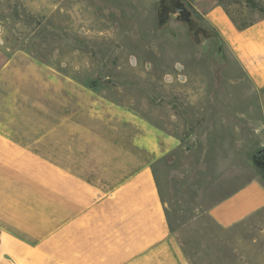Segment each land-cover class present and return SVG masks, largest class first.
I'll list each match as a JSON object with an SVG mask.
<instances>
[{
  "label": "rangeland",
  "instance_id": "1",
  "mask_svg": "<svg viewBox=\"0 0 264 264\" xmlns=\"http://www.w3.org/2000/svg\"><path fill=\"white\" fill-rule=\"evenodd\" d=\"M185 1L222 39L220 54L213 36L202 46L181 26L175 35L157 26L159 0H0L3 242L36 244L58 264L54 230L72 216L104 217V192L149 165L189 264H264V204L230 225L210 212L249 182L264 192L252 161L264 146V56L251 64L232 44L264 19V0ZM214 7L221 15H208ZM87 227L58 231L64 256L76 241L100 252ZM3 251L39 264L4 243L0 264H11Z\"/></svg>",
  "mask_w": 264,
  "mask_h": 264
},
{
  "label": "crops",
  "instance_id": "2",
  "mask_svg": "<svg viewBox=\"0 0 264 264\" xmlns=\"http://www.w3.org/2000/svg\"><path fill=\"white\" fill-rule=\"evenodd\" d=\"M221 13L222 11L214 7L208 15L218 16ZM244 33V39L236 33L232 44L235 41L237 46L233 45L234 48L244 50L245 59H251L250 63L254 64L255 58L264 56V19L259 24L246 28ZM258 73L257 96L264 114V69L260 68ZM258 188L261 187L256 182H249L234 195L219 201L210 210L214 219L221 225H230L264 204V192ZM98 200L94 199L83 206L78 215L98 203ZM164 210V203L154 183L151 169L149 165H145L104 192V217L72 216L61 227L55 229L51 256L57 259L58 264H89L94 258L91 260L85 258L91 256H100L99 264H189L167 226ZM74 221L77 223L78 232L84 231L88 225L95 226L93 231L99 235V239L91 242V248L98 249L99 253H89L83 246H79L81 241H76L69 242L67 248L69 253L63 255L62 245L61 243L57 245L55 237L64 225ZM0 243L15 251L22 252L24 249L25 253H31L39 264H46L50 257L45 249L38 248L36 244L30 245L31 243H26L15 236H10L3 242L1 230ZM6 252L20 264L15 253ZM75 254L83 260L70 262L67 259Z\"/></svg>",
  "mask_w": 264,
  "mask_h": 264
},
{
  "label": "flooded vegetation",
  "instance_id": "3",
  "mask_svg": "<svg viewBox=\"0 0 264 264\" xmlns=\"http://www.w3.org/2000/svg\"><path fill=\"white\" fill-rule=\"evenodd\" d=\"M182 1L184 3L186 2L185 0H182ZM157 12H158V9L156 10V18H157ZM191 17H192V13H191ZM156 21H157V19H156ZM175 26L176 27L181 26V27L185 28L188 36H190V37L192 36L193 38L195 37L194 41L197 45H202V46L205 45L204 43H206V41L213 36V38L217 41L216 52L219 54L221 53L222 44H220L218 36L215 35L214 32L209 31L208 29L201 26L193 17H192V20L190 22L179 21L177 19L169 17L159 27H165L170 34L175 35V30H174ZM201 39H203L204 41H201ZM252 161L257 166L261 176L264 178V153H262L261 155H259L255 159L252 156Z\"/></svg>",
  "mask_w": 264,
  "mask_h": 264
},
{
  "label": "water",
  "instance_id": "4",
  "mask_svg": "<svg viewBox=\"0 0 264 264\" xmlns=\"http://www.w3.org/2000/svg\"><path fill=\"white\" fill-rule=\"evenodd\" d=\"M169 17L186 22L192 20L191 11L182 0H159L157 26H160ZM219 42L222 44V40L219 39ZM131 61L134 62L133 56H131ZM262 153H264V146L255 151L253 158L255 159ZM1 257L8 260L11 264H18L15 258L6 251L2 252Z\"/></svg>",
  "mask_w": 264,
  "mask_h": 264
},
{
  "label": "trees",
  "instance_id": "5",
  "mask_svg": "<svg viewBox=\"0 0 264 264\" xmlns=\"http://www.w3.org/2000/svg\"><path fill=\"white\" fill-rule=\"evenodd\" d=\"M255 5H256V4L252 3V7H255ZM209 31L214 32V34L218 36V34H217L215 31H213V30H209ZM218 39L222 40L219 36H218Z\"/></svg>",
  "mask_w": 264,
  "mask_h": 264
}]
</instances>
